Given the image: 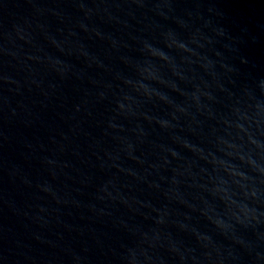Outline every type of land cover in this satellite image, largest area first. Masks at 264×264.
I'll return each mask as SVG.
<instances>
[{"label": "water", "instance_id": "obj_1", "mask_svg": "<svg viewBox=\"0 0 264 264\" xmlns=\"http://www.w3.org/2000/svg\"><path fill=\"white\" fill-rule=\"evenodd\" d=\"M0 264H264V0H0Z\"/></svg>", "mask_w": 264, "mask_h": 264}]
</instances>
